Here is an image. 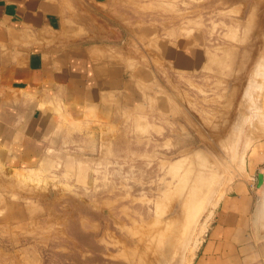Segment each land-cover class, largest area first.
<instances>
[{"label": "crops", "instance_id": "1", "mask_svg": "<svg viewBox=\"0 0 264 264\" xmlns=\"http://www.w3.org/2000/svg\"><path fill=\"white\" fill-rule=\"evenodd\" d=\"M152 3L0 0V264H32L31 242L47 244V227L77 218L73 199L52 198L50 206L44 194L33 197L30 178L90 185L93 166L142 145L152 111L174 113V95H159L162 82H173L169 73L202 69L200 38H175L173 20L144 15ZM261 105L264 115V89ZM261 137L247 150L245 174L216 203L190 264H264ZM47 205L57 215L51 223Z\"/></svg>", "mask_w": 264, "mask_h": 264}, {"label": "rangeland", "instance_id": "2", "mask_svg": "<svg viewBox=\"0 0 264 264\" xmlns=\"http://www.w3.org/2000/svg\"><path fill=\"white\" fill-rule=\"evenodd\" d=\"M149 1L154 3L144 15L155 10L159 21L173 20L175 38H200L202 69L169 73L173 82H162L159 95H174V113L152 111L153 130L142 145L93 166L90 185L75 186L81 180L67 177L30 178L33 197L44 194L50 206L61 197L80 206L75 221L66 220L71 225L47 227L53 237L47 244L31 242L32 264H165L189 220L197 219L184 259L190 264L225 187L245 172L249 127L234 155L232 126L239 110L247 111V80L264 53V0ZM222 142L232 145L224 150ZM48 205L42 214L51 223L57 215Z\"/></svg>", "mask_w": 264, "mask_h": 264}, {"label": "bare ground", "instance_id": "3", "mask_svg": "<svg viewBox=\"0 0 264 264\" xmlns=\"http://www.w3.org/2000/svg\"><path fill=\"white\" fill-rule=\"evenodd\" d=\"M253 68H254V70H253L252 74H250V77H251V75H252V77H251L250 80L248 79L249 81L247 80V83L249 82V85H248V87L246 89L245 99H244V101L242 100L243 103L247 104V111L245 110L246 112H244V111L241 112V109L239 108L240 110L239 109L238 110L240 112H239V114H236L237 117H236L235 123H233L234 126H232V127H234L233 128L234 134L232 133L234 135L233 139H232L233 140L232 141L233 142V146H232L233 148H230V146H229L228 149L229 148L232 149L234 155H236L235 154L236 146H237V144H239V141L241 139L242 131L244 130V127H245L246 124L249 127L248 130H247V131H249V134L246 131V133L248 134V137H247L246 142L244 144L245 148L248 149V147L258 137H261L262 134H263V132H260V133H262V134H260L261 135L260 136V135H258L256 133L254 134V132L256 130L263 131V128H264V127L262 128V126H263V117L262 116H264V115H262L261 112H260L262 110H260L261 109V107H260V105H261L260 102L261 101L259 100V97H260V95H261V93L263 91V88H264V53L260 57L259 61L256 63L255 67H253ZM240 107H241V105H240ZM242 107H244V106L242 105ZM251 130L252 131L255 130V131L253 133H251ZM230 131H232V129ZM229 133H230V135L229 134L228 135L231 138L232 134H231V132H229ZM262 137H264V136H262ZM224 141L226 142V139ZM228 142H230V141H228ZM224 143H223V146L225 147L224 150H227L226 147H227L228 144L232 145V143H228L227 145L226 144L224 145ZM228 151H230V150H228ZM230 153H231V151H230ZM239 160H238L239 161L238 163L240 164V166L243 167V165H244V157H243V155H242V158L239 159ZM237 168L239 170V167H237ZM243 169L245 171V168H243ZM239 171H241V170H239ZM241 173H243V171ZM196 224H197V219H196L195 222L192 219L189 220V222H188V224L186 225V228H185L186 230L184 229V231L180 235V238H177V240H176L177 246H178L177 249H176V254L173 252L175 254V255H173V253H171L169 251L171 256H168V257H170V259H172V260L170 262H169V260H167V262L165 264H184L185 253H186L187 249L189 248V245H190V242H191L192 233L194 231V228H195Z\"/></svg>", "mask_w": 264, "mask_h": 264}, {"label": "water", "instance_id": "4", "mask_svg": "<svg viewBox=\"0 0 264 264\" xmlns=\"http://www.w3.org/2000/svg\"><path fill=\"white\" fill-rule=\"evenodd\" d=\"M264 187V169H260L258 171V183L256 185V190H257V201L261 200V191Z\"/></svg>", "mask_w": 264, "mask_h": 264}]
</instances>
